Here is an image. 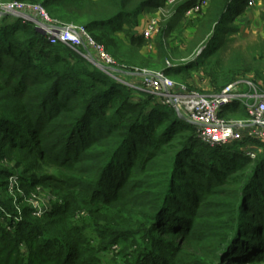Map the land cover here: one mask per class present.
Returning a JSON list of instances; mask_svg holds the SVG:
<instances>
[{"label":"trees","instance_id":"16d2710c","mask_svg":"<svg viewBox=\"0 0 264 264\" xmlns=\"http://www.w3.org/2000/svg\"><path fill=\"white\" fill-rule=\"evenodd\" d=\"M0 1L39 5L54 24L85 29L125 72L149 68L184 82L199 73L216 94L251 70L229 32L249 0H210L181 59L193 57L174 67L166 30L153 59L132 33L166 0ZM195 3H179L176 20ZM89 52L0 17V162L23 168L24 192L52 184L57 199L40 216L26 206L20 217L0 201V264H264V142L206 145L197 126L118 82ZM251 60L263 64L264 38ZM229 116L249 119L239 102ZM11 172L0 168V188Z\"/></svg>","mask_w":264,"mask_h":264},{"label":"built area","instance_id":"2783aa9c","mask_svg":"<svg viewBox=\"0 0 264 264\" xmlns=\"http://www.w3.org/2000/svg\"><path fill=\"white\" fill-rule=\"evenodd\" d=\"M179 0H166L165 4L171 5ZM210 0H196L194 6L185 11L184 16L196 17L200 11L209 5ZM257 0H250L249 5H253ZM0 12L11 13L24 22H33L36 19L43 24L41 27L52 45L63 44L66 47L78 51L81 46H87L93 51L95 58L108 69H117L107 72L123 85L130 87L136 92L150 93L159 104L174 108L179 116L188 120L189 123L197 126L199 139L206 145L212 147H223L235 142H242L246 139L264 140V93L248 79L238 81L224 88L217 94L204 95L190 90L187 84H177L172 78L164 73H155L147 75L146 71L130 75H139L143 77L140 85L128 83L124 78L118 79L114 75L129 74L125 70L116 67L113 58L106 49L96 44L92 37L83 28L75 26H59L54 24L46 10L42 6H29L19 2L2 4L0 3ZM158 33L157 23L150 21L148 26L142 31L141 37L146 41H153ZM199 50L197 56L202 53ZM92 53L84 55L86 59L92 62L94 56ZM170 67H172L170 65ZM112 73L114 75H112ZM248 87L247 92L241 88ZM239 102L246 108L249 119L229 123L222 117L223 111ZM180 117V118H181ZM248 155L255 158V154L248 152Z\"/></svg>","mask_w":264,"mask_h":264},{"label":"rangeland","instance_id":"374dc122","mask_svg":"<svg viewBox=\"0 0 264 264\" xmlns=\"http://www.w3.org/2000/svg\"><path fill=\"white\" fill-rule=\"evenodd\" d=\"M185 0H179L173 4H165L162 7H159L157 10L151 13H146L141 19L145 20V26H148V23L151 21H154L157 23V30L158 33L155 35L153 41H146V45L143 49H141L140 54L148 59H153L156 56V50H157V42L160 38L161 32L166 30L165 33V44L167 47L172 50L176 56L174 57V63L171 66H176L177 64L185 63L186 61L190 60L193 56H188L185 59L184 56L187 55L189 45L193 41V38L195 36V22L197 18L201 17L204 10L209 6H207L204 10L200 11V13L196 17H186L183 16L179 20L177 19V8L178 4ZM250 1V0H249ZM0 3H2L0 1ZM210 3V2H209ZM4 4V3H2ZM9 4V3H6ZM26 5L25 3H21ZM29 6H32L31 4H28ZM264 9L263 0H257L256 3L253 5L247 6L245 12L241 16H237L236 20L233 21L229 28V32L231 34L230 39L233 41L231 43V46L233 49H238L241 54L245 56L247 59L246 62L249 64L248 73L243 74L240 76L241 80L248 79L252 83H254V79H258L261 81L260 83V90L264 93V62L261 63V66H259L257 63H254L251 60V57L253 55L254 50L257 49L259 46V42L261 39L264 38V26L263 22L261 20V13ZM139 21V23H140ZM138 23V24H139ZM69 27V26H68ZM38 28V27H37ZM122 35V34H121ZM123 38H125V42L129 43V38H127V35L123 34ZM104 48H106L105 45H102ZM198 49L195 53L197 54ZM107 51V50H106ZM108 52V51H107ZM108 54L113 58V60L116 63V67H119L123 70L124 66L120 64L116 58L108 52ZM195 54V55H196ZM98 63H100L95 57L93 58ZM177 63V64H176ZM101 64V63H100ZM248 68V67H247ZM258 69V70H257ZM114 73L117 71V69H111ZM110 70V71H111ZM111 71V72H112ZM146 71L147 75H154L155 73H160L154 70H151L149 68H143L142 70L136 69V73H142ZM106 72V71H105ZM107 73V72H106ZM130 74H133L131 72H128ZM198 73L193 74V77L196 76ZM112 75H114L112 73ZM118 79H122V75L116 76ZM172 78V77H171ZM239 78V79H240ZM125 79V78H124ZM172 80L177 84H187L190 80L187 81H177V79L172 78ZM204 80L202 79L201 82ZM128 82V81H127ZM130 83V82H128ZM255 84V83H254ZM188 85V84H187ZM231 85V84H230ZM190 87V90H193L195 92H198L200 94L204 95H214L213 89L210 91H206L204 89H196L195 87ZM229 86V85H228ZM246 86V85H245ZM257 86V85H256ZM225 88V87H224ZM223 88V89H224ZM243 89V88H241ZM246 91L248 87H245ZM244 90V89H243ZM139 95V93H135ZM149 96H152L150 93H145ZM217 94V93H216ZM141 98L143 96L139 95ZM146 97H144L145 99ZM140 99V98H139ZM226 110V109H225ZM229 123H236V122H242L245 121V119L236 118L234 116H229L225 118ZM1 142V140H0ZM264 142V140H263ZM255 147V146H254ZM257 148V147H255ZM259 148V147H258ZM0 168L1 169H10L11 175L9 176L8 185L5 187L0 188V201L4 204H6L7 207H10L9 209H14L15 214L22 215V209L26 206L32 207V209L35 211L36 216H40L45 211H50L53 206L52 200H57L55 197V194H51L53 191V185L52 184H45L44 186L36 187L34 191H31L30 193L24 192V189L21 187V184L18 181V178L16 176V173L20 171V169L23 168H17L16 160L15 159H9L5 160L4 162H0ZM41 173L37 174L40 176ZM35 174L31 175L30 178H34ZM30 179V180H32ZM37 179V178H36ZM35 180V178H34ZM34 180H32L34 182ZM32 182V185H33ZM35 183V182H34ZM45 191V192H44ZM54 193V192H53ZM53 198V199H52ZM5 206L3 204H0V212H3L5 210ZM11 212L10 215H13ZM24 251L27 250V246L23 248Z\"/></svg>","mask_w":264,"mask_h":264},{"label":"crops","instance_id":"0c3cea01","mask_svg":"<svg viewBox=\"0 0 264 264\" xmlns=\"http://www.w3.org/2000/svg\"><path fill=\"white\" fill-rule=\"evenodd\" d=\"M144 23H145V20H141L140 23L132 29V33L135 36H138V37L141 36L142 31L146 28ZM121 75L125 78V80L133 84L140 85L143 81V77L139 75H127V74H121ZM202 79L204 80L203 82H201ZM188 83L189 85L195 87L196 89H198L197 87H199V89L202 88L206 91H210L212 89L208 79L199 73L196 76H194ZM243 89H244V92H247L245 87H243ZM139 98L142 99L139 95L134 94L135 100H140Z\"/></svg>","mask_w":264,"mask_h":264},{"label":"water","instance_id":"95a60500","mask_svg":"<svg viewBox=\"0 0 264 264\" xmlns=\"http://www.w3.org/2000/svg\"><path fill=\"white\" fill-rule=\"evenodd\" d=\"M5 15H12V14H11V13H6V12H0V17L5 16ZM42 24H43V23H42L41 21H39V20L36 19V25H37V27H38V28H37L38 31H39L40 33H42L43 35H46L45 31H44L41 27L38 26V25H42ZM92 62H93L96 66H98L101 70L106 71V72H109V71H110V69H108V68L105 67L104 65L98 63L96 60L93 59ZM180 117H181V116H180ZM181 119H183L184 121L188 122V120L185 119V118H183V117H181Z\"/></svg>","mask_w":264,"mask_h":264}]
</instances>
